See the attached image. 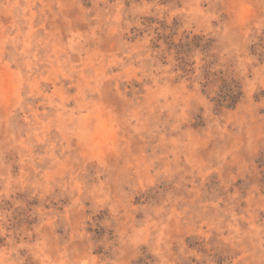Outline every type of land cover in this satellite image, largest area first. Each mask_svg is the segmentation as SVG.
<instances>
[{
  "label": "rangeland",
  "instance_id": "1",
  "mask_svg": "<svg viewBox=\"0 0 264 264\" xmlns=\"http://www.w3.org/2000/svg\"><path fill=\"white\" fill-rule=\"evenodd\" d=\"M0 264H264V0H0Z\"/></svg>",
  "mask_w": 264,
  "mask_h": 264
},
{
  "label": "trees",
  "instance_id": "2",
  "mask_svg": "<svg viewBox=\"0 0 264 264\" xmlns=\"http://www.w3.org/2000/svg\"><path fill=\"white\" fill-rule=\"evenodd\" d=\"M230 98H231V97H230ZM231 100L234 102V101H235V98L233 97ZM218 102H219L218 104L220 105V101H218Z\"/></svg>",
  "mask_w": 264,
  "mask_h": 264
}]
</instances>
